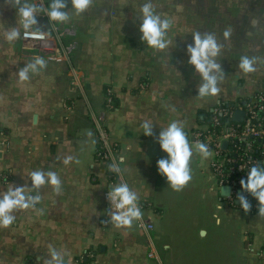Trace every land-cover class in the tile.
<instances>
[{
	"label": "crops",
	"instance_id": "0c3cea01",
	"mask_svg": "<svg viewBox=\"0 0 264 264\" xmlns=\"http://www.w3.org/2000/svg\"><path fill=\"white\" fill-rule=\"evenodd\" d=\"M43 2L47 7L51 0ZM143 2L94 0L85 13L55 22L71 31L76 71L67 61L46 60V69L19 82L18 69L35 57L21 38L6 41L18 16L0 0V126L7 133L0 137V191L11 185L27 190L29 173L37 169L55 171L63 182L59 195L44 186L36 209L16 212L15 222L0 228V264H46L51 248L69 253L66 264H264V218L221 195L211 169L214 155L204 161L194 156L192 180L173 191L157 168L167 154L140 127L150 120L158 136L171 121L183 120L188 136L217 104L264 91V0H153L172 22V43L163 52L140 39ZM70 9L69 2L65 11ZM37 20L39 29L50 28L48 17ZM194 31L213 32L224 44L217 59L225 78L214 97H197L201 78L186 52ZM242 55L259 58L256 72L239 70ZM99 122L114 159L127 158L123 180L138 193L142 221L153 230L140 222L127 229L103 223L109 219L105 192L121 177L108 170L114 159L102 156ZM67 155L80 163L63 165Z\"/></svg>",
	"mask_w": 264,
	"mask_h": 264
},
{
	"label": "clouds",
	"instance_id": "9594fccd",
	"mask_svg": "<svg viewBox=\"0 0 264 264\" xmlns=\"http://www.w3.org/2000/svg\"><path fill=\"white\" fill-rule=\"evenodd\" d=\"M69 2L71 9L65 11ZM4 3L17 10V26L9 28L5 33L6 41L12 43L21 38V29L25 36L33 29L40 31L37 27L38 14H45L51 22L64 24L70 21L72 13L77 16L85 13L93 5L94 0H51L47 7H44L43 0H4ZM138 18L141 21L139 27L141 41L157 52L168 49L172 43L167 38L172 22L170 19L162 18L156 11L153 0H144L140 4ZM231 35L230 28L222 33L225 41ZM192 37L193 43L187 45L186 52L189 56L187 63L194 66L195 73L201 78L197 88V97L200 99L214 97L219 94V84L225 78V73L217 59L224 44L213 32L194 31ZM258 59L255 56L242 55L238 63L239 70L245 74L256 72ZM46 68L47 61L43 57L33 58L31 62L18 69L19 82L29 81L31 75L38 74ZM140 127L145 136H154L161 150L167 154V158L157 161V168L173 191H182L192 180L191 163L194 156H199L204 161L213 155L206 143L196 141L191 144L189 142L185 131L186 123L183 120L171 121L166 127L161 128L158 136L155 135L153 123L150 120L143 121ZM88 135L91 136L92 133L89 132ZM57 159L60 158L57 157ZM126 159L124 155H121L107 166L110 172L121 177V181L112 185L107 192L106 199L110 205L107 212L109 219L103 223L110 224L117 229L131 228L134 223L143 219L138 193L123 180L125 168L121 166L126 165ZM62 163L68 166L72 163L79 164L80 160L73 155H67ZM29 178L31 187H27V190L26 186L11 185L6 191H0V228L10 227L16 220V212L36 209V206L42 202L43 197L40 191L44 186H50L56 195L62 191L63 182L55 171L37 169L29 173ZM240 185L243 190L237 194L240 207L245 213L251 210V203L243 194L249 193L258 201V215L264 218V164L256 163L250 167L246 180L241 179ZM219 222L217 219V223ZM68 255L67 251L51 248L46 264H66L65 257Z\"/></svg>",
	"mask_w": 264,
	"mask_h": 264
},
{
	"label": "built area",
	"instance_id": "2783aa9c",
	"mask_svg": "<svg viewBox=\"0 0 264 264\" xmlns=\"http://www.w3.org/2000/svg\"><path fill=\"white\" fill-rule=\"evenodd\" d=\"M44 7L45 4H44ZM43 17H47L41 13ZM71 31L65 26L51 22L49 29L32 30L27 36L21 35V46L31 53L33 57H43L47 61H67L73 71V57L75 44L70 38ZM73 83L78 85V79L74 77ZM107 106L112 107V98L108 95ZM243 110L242 120H235L236 111ZM98 136L103 146V158L114 159L112 147L101 122L98 123ZM0 137L6 139L7 133L0 126ZM188 137L193 141L206 143L213 152L211 163L212 173L221 188L228 185L231 188L230 195L225 198L232 204L237 201V194L241 193L240 180L247 178L250 167L256 163L264 164V91L246 98L242 103L217 104L209 121L199 129L190 132ZM227 142V147L224 143ZM106 152V153H105ZM237 173V174H236ZM107 192H105V199ZM251 203V211L258 212V201L249 193H243ZM107 212L110 207L108 200ZM141 226L147 230H153V224L140 221ZM154 253H151L153 256Z\"/></svg>",
	"mask_w": 264,
	"mask_h": 264
},
{
	"label": "water",
	"instance_id": "95a60500",
	"mask_svg": "<svg viewBox=\"0 0 264 264\" xmlns=\"http://www.w3.org/2000/svg\"><path fill=\"white\" fill-rule=\"evenodd\" d=\"M243 117H244V111L243 110L236 111V113L234 115L235 120L240 121V120L243 119ZM226 145H227V142L224 143V147ZM230 191H231V188L228 185H224V186L221 187V195H223L224 197L229 196L230 195ZM202 234H204V233L202 232Z\"/></svg>",
	"mask_w": 264,
	"mask_h": 264
},
{
	"label": "trees",
	"instance_id": "16d2710c",
	"mask_svg": "<svg viewBox=\"0 0 264 264\" xmlns=\"http://www.w3.org/2000/svg\"><path fill=\"white\" fill-rule=\"evenodd\" d=\"M239 102H243V100H240ZM209 118H210V115L207 117V121L206 122H208L209 121ZM237 174V173H236ZM82 264H89V263H87V262H83Z\"/></svg>",
	"mask_w": 264,
	"mask_h": 264
},
{
	"label": "rangeland",
	"instance_id": "374dc122",
	"mask_svg": "<svg viewBox=\"0 0 264 264\" xmlns=\"http://www.w3.org/2000/svg\"><path fill=\"white\" fill-rule=\"evenodd\" d=\"M233 232H235V230H233ZM235 233H236V232H235ZM235 233H234V235H236Z\"/></svg>",
	"mask_w": 264,
	"mask_h": 264
}]
</instances>
